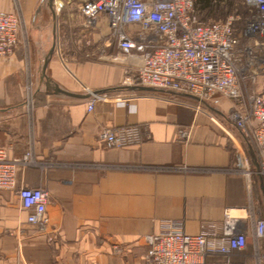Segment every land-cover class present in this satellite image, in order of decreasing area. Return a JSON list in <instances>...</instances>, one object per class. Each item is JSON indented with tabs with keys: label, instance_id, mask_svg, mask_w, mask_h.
<instances>
[{
	"label": "crops",
	"instance_id": "crops-1",
	"mask_svg": "<svg viewBox=\"0 0 264 264\" xmlns=\"http://www.w3.org/2000/svg\"><path fill=\"white\" fill-rule=\"evenodd\" d=\"M24 5L29 0H0V11L18 14L31 34L30 44L0 58V147L16 157L32 142L36 165L19 169L15 185L48 193L49 224L44 232L26 224L16 194L0 191V264H140L143 236L164 221H180L196 234L203 223L220 222L225 210L244 215L249 196L264 207L259 177L235 168L238 152L254 166L228 100L130 90L123 81L141 60L117 47L104 17L95 23L106 29L100 61L67 65L55 51L46 70L70 93L107 90L104 98L88 112V99L47 94L38 66L57 14L52 22L41 9L34 18L36 9L28 16ZM29 84L33 106L25 101ZM125 125L139 127V144L107 148L98 139L103 128ZM117 246L123 254L113 251Z\"/></svg>",
	"mask_w": 264,
	"mask_h": 264
},
{
	"label": "built area",
	"instance_id": "built-area-1",
	"mask_svg": "<svg viewBox=\"0 0 264 264\" xmlns=\"http://www.w3.org/2000/svg\"><path fill=\"white\" fill-rule=\"evenodd\" d=\"M195 0H81L80 11L89 24L105 18L109 35L123 52H134L140 66L123 83L128 86L158 88L191 95L199 102L220 96L231 103L230 121L249 142L258 169H251L243 152L235 154V168L258 176L264 189V95L241 92L245 80L264 75V0H242L248 14L242 25L240 15L204 22L198 19ZM27 31L18 14L0 11V58H8ZM26 103L33 101L31 86ZM90 92V91H89ZM104 96L87 101L91 112ZM118 103L124 105L122 99ZM182 135L187 134L181 132ZM186 136V135H185ZM98 139L107 148H127L141 142L136 125L103 128ZM32 142L20 156L8 157L0 147V191H13L25 213L26 224L44 232L48 228V193L37 187L16 188L19 169L35 166ZM252 239V258L262 264L264 249V209L257 210L249 196L244 215L225 210L220 222H205L196 234H188L180 221H164L157 232L143 236L146 264H234L242 256L247 239ZM117 248V247H115ZM222 262L207 263L212 257ZM244 264V263H238Z\"/></svg>",
	"mask_w": 264,
	"mask_h": 264
},
{
	"label": "rangeland",
	"instance_id": "rangeland-1",
	"mask_svg": "<svg viewBox=\"0 0 264 264\" xmlns=\"http://www.w3.org/2000/svg\"><path fill=\"white\" fill-rule=\"evenodd\" d=\"M33 1V3H31ZM57 2H61L60 5H56L55 2L54 9L57 14L56 19V49L57 54H59L64 62L67 65L82 63L84 61H100L102 59V54L104 53L103 44L107 41L104 33L106 29L104 28V24L100 22L99 24H89L85 19L81 16L80 4L81 0H56ZM21 2V0H19ZM17 0V4H19ZM30 5H28V9L25 10L24 6H22V10L25 13L27 11V15L30 16L34 9H36L37 0H29ZM20 4H23L20 3ZM20 6V5H18ZM42 10L47 11V7L44 6L41 8ZM196 12L199 14V18L204 21H219L225 20L229 16H234L238 14H246V9L242 6V0H221L220 3L212 7L210 10H199ZM21 13V11H20ZM48 19L44 18L43 22L46 24ZM27 43H31V34L27 32ZM128 71V70H127ZM241 92L245 97L246 94H263L264 95V75H259L255 80H245L243 84H241ZM25 96V101H26ZM35 104L34 99L29 106H33ZM198 105V104H197ZM256 202L257 210L262 212V207L259 201ZM247 247L243 252V255L240 260L244 261V264H255L252 256V239L249 237L247 239ZM113 251L116 254H123V248L118 247L113 248ZM264 253V249L262 250ZM139 258H135L140 264H146L145 256L147 254V249L143 245L138 251ZM130 261V260H129ZM129 261H126V264H131ZM133 262V260H132ZM133 264V263H132ZM262 264H264V256L262 260Z\"/></svg>",
	"mask_w": 264,
	"mask_h": 264
},
{
	"label": "water",
	"instance_id": "water-1",
	"mask_svg": "<svg viewBox=\"0 0 264 264\" xmlns=\"http://www.w3.org/2000/svg\"><path fill=\"white\" fill-rule=\"evenodd\" d=\"M54 3H55V0H40L37 7H36L34 18L41 11V8L46 6L52 15V22H55L56 11L54 9V6H55ZM52 27H53V29H52V34H53L52 44H51L50 48L47 50V52L44 54L43 58L40 60V63L38 66V80L40 81L41 85H44L46 93L47 94L64 95V96L73 97V98H77V99H89L92 95L99 96V95H102L105 92H107V90H95V91L87 92L86 94H74V93H70V92L60 88L56 83H53L48 78L46 70H47L48 64H49V62H50V60H51V58L55 52V49H56V29H55L54 23L52 24ZM130 90L153 91V92L165 91V92H168V93L176 95V96H183V97H187V98L197 100V98H195L191 95H188V94L178 93V92L169 91V90H162V89H158V88H150V87H144V86H132V87H130ZM245 141H246V145H245L246 151H247V154L249 156L250 162L254 166V168L257 170L258 169V163H257L256 155L252 149V146L249 144V142L246 139H245ZM259 181H260V188L262 191L263 204H264L263 184H262V181L260 178H259ZM263 209H264V207H263Z\"/></svg>",
	"mask_w": 264,
	"mask_h": 264
},
{
	"label": "trees",
	"instance_id": "trees-1",
	"mask_svg": "<svg viewBox=\"0 0 264 264\" xmlns=\"http://www.w3.org/2000/svg\"><path fill=\"white\" fill-rule=\"evenodd\" d=\"M221 0H195L194 2V8H195V13L198 17L199 20H201V18H199V14L196 12L199 11V10H210L212 7H215L217 6L219 3H220ZM242 6L246 9V14H238L241 16V19L239 21H237L236 23V27L239 28L241 25H242V19L248 14V8L245 7L242 3ZM201 21H204V20H201ZM216 21V20H214ZM204 22H210V21H204ZM248 244V243H247ZM242 257V256H241ZM239 256H236L233 258V263L234 264H238V263H244V261L240 260L239 258H241ZM222 262L223 261V258L222 257H212V258H209L207 260V263H212V262Z\"/></svg>",
	"mask_w": 264,
	"mask_h": 264
}]
</instances>
